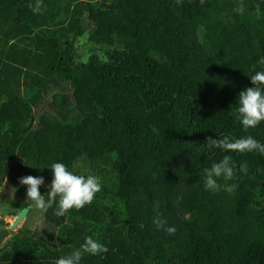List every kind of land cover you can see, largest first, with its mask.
<instances>
[{
	"label": "trees",
	"instance_id": "16d2710c",
	"mask_svg": "<svg viewBox=\"0 0 264 264\" xmlns=\"http://www.w3.org/2000/svg\"><path fill=\"white\" fill-rule=\"evenodd\" d=\"M260 55L264 0H0L2 214L39 211L18 178L43 176V194L51 162L101 183L78 210L7 229L0 264H54L86 235L108 252L81 264H264V156L204 146L264 143V121L230 112ZM226 154L235 178L218 182L237 187L205 191Z\"/></svg>",
	"mask_w": 264,
	"mask_h": 264
},
{
	"label": "clouds",
	"instance_id": "9594fccd",
	"mask_svg": "<svg viewBox=\"0 0 264 264\" xmlns=\"http://www.w3.org/2000/svg\"><path fill=\"white\" fill-rule=\"evenodd\" d=\"M29 7L33 13L39 11V4L35 7L29 4ZM235 11L240 13L243 9L238 6ZM255 63L264 66V55L258 56ZM248 77L251 86L241 89L237 94L234 106L230 110L231 115L245 130L256 127L261 121H264V70L254 71ZM204 146L209 150L220 149L226 153L255 151L264 156V143L250 135L240 138H230L227 135L216 136L215 138L207 137ZM44 168L50 169L51 179L46 185V192L43 194L40 192L41 186L45 185L43 176L27 175L18 178L19 184L26 186V198L31 201L35 209L41 212L46 213L49 208H52L55 216L63 217L70 209L78 210L91 203L95 194L101 190L100 179L94 174H77L70 171L62 162H51ZM236 170V164L231 160L230 155H223L221 159L212 162L210 166L203 169V189L209 192L223 189L225 192L232 193L237 187L236 184H221L218 181L233 180ZM238 170L240 173L247 174V164L241 163ZM153 223L157 229L163 227L168 234L176 231L174 226H165L163 219L154 218ZM107 252L108 247L105 243L93 238V236L86 235L78 247L72 248L67 254L56 258L54 264H81V259L85 254L95 256Z\"/></svg>",
	"mask_w": 264,
	"mask_h": 264
},
{
	"label": "rangeland",
	"instance_id": "374dc122",
	"mask_svg": "<svg viewBox=\"0 0 264 264\" xmlns=\"http://www.w3.org/2000/svg\"><path fill=\"white\" fill-rule=\"evenodd\" d=\"M83 41H85V39L84 38H81V39H79L78 41H77V44H80L81 42H83ZM87 45H79L78 46V51L80 52L81 50H83L85 47H86ZM2 198H1V201H3V199H4V197H3V194H2V196H1ZM1 201H0V219H2L3 220V222L6 224L4 227L6 228V227H8V225H9V223L11 222V220L13 219V217H14V215H6L5 213L4 214H2V212L3 211H5V206L3 205V203H1ZM33 211V210H32ZM30 212L29 211V213H27L26 212V220L25 219H23V221L20 223V225L17 227V228H21L22 226H23V222H24V220H25V225L26 226H28V227H30V226H35V225H37L38 224V222L41 220V211H33V212ZM27 215H28V217H27ZM16 228V229H17ZM15 229V230H16ZM15 230H10V232H15ZM8 233V236L11 234V233ZM7 236V237H8ZM7 239V238H6ZM4 242V241H3ZM2 244V243H1Z\"/></svg>",
	"mask_w": 264,
	"mask_h": 264
},
{
	"label": "water",
	"instance_id": "95a60500",
	"mask_svg": "<svg viewBox=\"0 0 264 264\" xmlns=\"http://www.w3.org/2000/svg\"><path fill=\"white\" fill-rule=\"evenodd\" d=\"M26 212H27V207L20 208L19 210H17L15 216L13 217L11 222L9 223L8 227L7 228L2 227L0 229V245H1V243H3V241L7 237V234H8L7 229L8 230H15L20 225V223L23 221V219L26 215Z\"/></svg>",
	"mask_w": 264,
	"mask_h": 264
}]
</instances>
